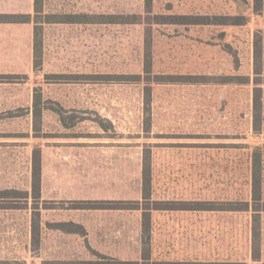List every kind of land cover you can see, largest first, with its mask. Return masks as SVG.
Segmentation results:
<instances>
[{
    "label": "rangeland",
    "instance_id": "374dc122",
    "mask_svg": "<svg viewBox=\"0 0 264 264\" xmlns=\"http://www.w3.org/2000/svg\"><path fill=\"white\" fill-rule=\"evenodd\" d=\"M262 2L257 9L256 0H152L149 8L145 0H43V21L114 14L127 22L45 23L42 64L27 60L24 73L0 74V192L30 193L29 208H0V264L141 261L143 210L71 208L81 199L164 208L152 212L151 264H261L250 253L249 213L186 208L249 198L256 147L264 160ZM181 15L245 23H176ZM40 155L45 196L35 198ZM32 207L41 209L39 236Z\"/></svg>",
    "mask_w": 264,
    "mask_h": 264
},
{
    "label": "trees",
    "instance_id": "16d2710c",
    "mask_svg": "<svg viewBox=\"0 0 264 264\" xmlns=\"http://www.w3.org/2000/svg\"><path fill=\"white\" fill-rule=\"evenodd\" d=\"M148 8L152 4V0H145ZM263 6L262 0H256V8L260 9ZM43 0H35V66L38 67L42 64V31L44 23H124L127 20L122 16L114 14H102L96 16L81 15V14H53L52 17L43 21L39 19V15L44 13ZM27 21H31V15H27ZM176 23L181 24H196V23H218V24H244L243 17L239 16H215L212 18H204L202 16L181 15L175 18ZM148 64L147 71L150 72ZM42 104L38 96L34 99L33 112L34 115L39 117L42 115ZM54 109L65 122L66 110L59 105L53 106ZM16 113V112H14ZM255 127L260 129L259 118H256ZM41 184H42V159L41 155L36 158L33 166V187L32 194L35 198L41 197ZM250 196L246 199L231 200L229 202H212L209 200H202L197 203L196 208L201 211H218V210H231L235 212H247L251 216L250 226V253L254 261L264 264V231L262 226V218L264 214V160L263 150L261 147H256L251 156L250 164ZM153 170H152V157L149 150H145L144 164H143V197L145 201H150L153 195ZM4 196H0V208H13L23 209L29 208L24 205L23 201H28L30 193H24L19 190H7L0 192ZM11 194V195H10ZM228 203V204H227ZM128 201H102V200H76L72 202L71 208L79 209H141L143 210V223H142V258L141 261H105L104 264H151L152 263V212L162 207L152 208L140 207L130 205ZM229 205V206H227ZM68 207V206H67ZM184 209V208H182ZM63 226V225H62ZM41 231V209L39 207H32V233L33 235H40ZM154 264H248L246 260H223V261H207V260H176L167 261L161 260L153 262Z\"/></svg>",
    "mask_w": 264,
    "mask_h": 264
},
{
    "label": "crops",
    "instance_id": "0c3cea01",
    "mask_svg": "<svg viewBox=\"0 0 264 264\" xmlns=\"http://www.w3.org/2000/svg\"><path fill=\"white\" fill-rule=\"evenodd\" d=\"M27 15H31V21H27ZM35 15V0H0V74L24 73L27 60H35ZM43 196L45 187L42 166Z\"/></svg>",
    "mask_w": 264,
    "mask_h": 264
}]
</instances>
